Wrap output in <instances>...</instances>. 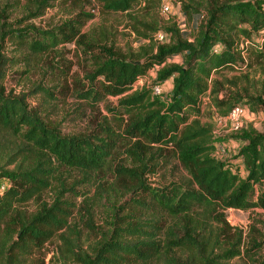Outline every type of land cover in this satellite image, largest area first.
<instances>
[{"label": "trees", "instance_id": "trees-1", "mask_svg": "<svg viewBox=\"0 0 264 264\" xmlns=\"http://www.w3.org/2000/svg\"><path fill=\"white\" fill-rule=\"evenodd\" d=\"M85 1L105 16L128 14L137 5L148 9L156 0ZM79 2L26 0L25 4L35 18L54 3ZM183 13L196 20L193 39L173 27L167 29L174 34L170 44L147 41L129 54L99 45L109 39L106 32L83 33L94 17L83 10L53 30H0L23 48L45 56L63 43H77L84 50L98 46L100 52L92 58L94 70L86 75L89 87L79 89L77 96L91 106L107 97H121L108 110L116 122L125 123L119 132L104 118L100 130L64 134L48 114L27 102L26 94L6 91L1 80L8 59L0 44V182H8L0 191V264H231L236 258L238 264H264V256H258L264 234L258 231L252 237L253 227L246 242L244 232L231 226L225 215L230 209H264V131L243 130L235 137L243 145L232 159L223 160L216 155L212 127L200 120L206 97L222 116L242 102L252 112H264V82L258 95H249L246 88L244 93L226 92L225 83L236 82L218 78L243 67L264 66V44L244 46L264 31V0H186ZM140 34L152 41L150 34ZM178 57L179 63L166 65ZM156 67L152 86L133 90ZM169 79V96L154 95L152 87ZM9 137L20 142L5 145ZM123 147L126 157L115 166L113 160ZM171 156L182 168L181 175L151 184L149 178ZM11 164L16 168L9 169ZM61 169L85 177L79 184L108 173L114 181L107 186L100 183L97 197H85L77 205L67 194L77 198L83 192L69 186ZM52 187L56 195L49 202L43 195ZM124 195H130L126 203L110 204V219L98 226L96 205L105 197ZM54 242L55 251H47Z\"/></svg>", "mask_w": 264, "mask_h": 264}, {"label": "rangeland", "instance_id": "rangeland-1", "mask_svg": "<svg viewBox=\"0 0 264 264\" xmlns=\"http://www.w3.org/2000/svg\"><path fill=\"white\" fill-rule=\"evenodd\" d=\"M183 1L186 0H156L155 4H152L148 9L145 8V4L141 6L137 5L128 14L105 16H102L98 9H93V5L87 4L85 0H81L77 6L74 3H54L42 15L32 18L30 14L34 11L29 9L25 4L26 0H0V30L3 33L12 29L33 27L43 30H53L62 26L63 23L69 21L79 11L83 10L87 14L94 15L84 25L83 33L92 32L98 35L100 32H106L109 39L98 43L99 45H112L118 52L129 54L130 52L139 51L141 45L147 41H154L156 44H170L173 41L172 37H174V34L168 32L167 29L173 27L178 28L180 33L187 38L193 39L197 23L196 20H188L184 15ZM5 23L8 26H5ZM143 23L152 25L154 30L147 29ZM140 33L150 34L152 41L151 39L150 41L145 40ZM158 33L163 34L164 41H156L155 37ZM1 35L2 33L0 32V44L3 47L2 54L8 59L7 65H5L6 76L1 80V83L8 93L14 95L26 94L27 102L43 114H48L64 134H90L95 129L100 130V124L104 118H107L117 131H123L125 123L123 124L121 121L116 122L114 114L108 110L109 106L116 107L121 97H107L97 106H91L77 96L79 89L82 90L89 87L86 75L94 70L92 58L100 52L98 46L84 50V47L77 45V43H63L59 44L56 49H53L49 55L45 56L44 54L23 48V46L17 44L16 40H11V37L8 35ZM92 36L95 37L94 34L90 35V37ZM251 43L259 47L264 44V31L254 34L252 39L246 42L244 46L253 47ZM86 50L88 51L87 53L85 52ZM245 56L247 55L245 54ZM179 62L180 57L172 58L167 61L166 65ZM157 70L158 67L154 68L149 74L138 80L135 83L137 88L146 85L152 86L157 79ZM218 78L220 82L224 81L225 78L236 82V85L226 82V92L236 93L246 88L249 95H258L263 88L264 66L243 67L242 70L230 71ZM160 85L163 88V93L160 96L165 99L171 91L172 79ZM42 88L48 89L54 96L51 97L43 93ZM205 99L201 105L202 115L200 120L202 124L212 127L217 147L216 155L220 159L230 160L238 152L243 142L235 139V137L240 135L243 130L254 128L257 131H264V112H252L250 106L242 102L241 105L244 106L246 114L242 121L241 130L234 132L226 116H222L219 113L212 100L208 99V97ZM19 142V139L9 137L5 141V145L15 146ZM124 150L125 147L122 148L121 153L119 151L120 155L117 154V157H119L113 160L115 166L118 164V161L122 162L125 159L126 153L123 154ZM164 162L162 163L163 169L157 175L149 178L151 184L156 185L167 180L170 181L181 175L182 168L178 165L176 158L171 156L168 163ZM8 168L14 169L16 168V164H11ZM60 172L63 175L62 177L67 180L69 186L73 185L77 190L83 192V196L77 198H73L72 194H67L77 205H82L85 197L91 199L97 197L96 194L100 183L107 186V183L110 184L114 181V177L111 173H108L102 179L95 176L89 182L79 184V182L85 179L81 174L67 169H61ZM56 183L58 182H54L55 186ZM7 186V180H1L0 191ZM53 189L55 187L45 192L43 199L49 202L53 201L56 195ZM128 197L130 195H124L119 197V199L105 197L103 203L97 204L94 209L96 224L104 226L105 219H110L107 215L108 206L110 208L114 204L116 207H120L126 203ZM225 215L231 226L244 232V235L247 237L245 238L246 242H248L249 232L253 227L256 229V232L252 231V237L256 236L258 231L264 234V209L258 208L248 212L230 209L225 212ZM263 237L260 236L259 241ZM56 247L57 244L54 242L48 245L47 251H55ZM260 255L264 256V246L261 253H258V256ZM49 258H51V255H48L47 261H49ZM238 263H240L238 258L231 261V264Z\"/></svg>", "mask_w": 264, "mask_h": 264}, {"label": "built area", "instance_id": "built-area-1", "mask_svg": "<svg viewBox=\"0 0 264 264\" xmlns=\"http://www.w3.org/2000/svg\"><path fill=\"white\" fill-rule=\"evenodd\" d=\"M166 9V7H165ZM155 39L158 41H164V36L161 33L156 34ZM138 82V81H137ZM142 86H139L138 88H141ZM137 86L134 84L133 90H135ZM137 88V89H138ZM136 89V90H137ZM153 89V94L156 96H160L163 93V88L160 84H156L152 87ZM206 99H203V103ZM246 114V110L243 105L238 104L232 110L230 113L226 116L228 122L231 124L232 131L237 132L242 128V121L244 118V115Z\"/></svg>", "mask_w": 264, "mask_h": 264}]
</instances>
